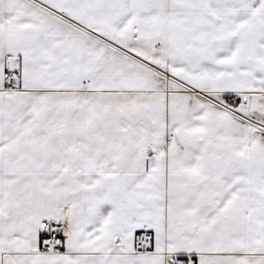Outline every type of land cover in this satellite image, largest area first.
I'll use <instances>...</instances> for the list:
<instances>
[{"label":"snow or ice","instance_id":"snow-or-ice-1","mask_svg":"<svg viewBox=\"0 0 264 264\" xmlns=\"http://www.w3.org/2000/svg\"><path fill=\"white\" fill-rule=\"evenodd\" d=\"M0 264H264V0H0Z\"/></svg>","mask_w":264,"mask_h":264}]
</instances>
